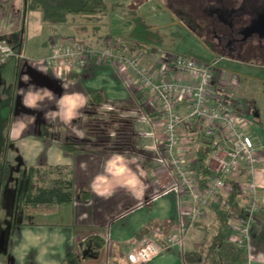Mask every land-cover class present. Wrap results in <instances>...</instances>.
<instances>
[{
	"label": "crops",
	"instance_id": "obj_1",
	"mask_svg": "<svg viewBox=\"0 0 264 264\" xmlns=\"http://www.w3.org/2000/svg\"><path fill=\"white\" fill-rule=\"evenodd\" d=\"M68 17L64 24L49 25L42 22L40 11L27 10V0H0V46L5 42L22 56L11 57L0 67L2 162L18 173L27 168L30 172L64 167L67 176L61 179L70 181L74 191L70 204L56 205L54 210L30 212L27 208L34 207L19 206L20 220H15L18 197L12 192L7 217L0 223V264H131L127 256L146 236H153L162 251L146 264H187L184 252L199 244L205 231L233 242L245 202L239 191L218 192L199 221L188 228L181 213L188 203L186 196L167 168L151 157L162 150L160 114L146 105L144 97L130 87L114 66L87 62L74 67L63 80L45 65L54 35L51 25L65 27ZM60 34L66 37L68 30ZM99 39H86L82 45L95 47ZM139 46L148 54L146 67H158L162 55L142 43ZM209 53L210 62L219 60L209 93L230 105L245 122L243 131L261 158L256 182L264 188V78H259L261 67L254 63L259 59ZM24 75L30 77L28 83L21 79ZM29 85L52 92L49 96L41 91L44 98L37 109L22 104L20 89L27 91ZM63 94L79 95L83 100V107L68 123L55 115ZM188 110L189 104L182 101L178 113L183 116ZM20 122L26 126L22 132L18 131ZM102 129L118 134L115 144L123 138L124 149L109 153L95 147L73 155L61 148L68 138L86 143L94 138L97 141L92 143L98 144ZM179 134V152L202 181L211 175L215 163L212 149L202 135L201 122L185 123ZM40 156H44V165L37 164ZM117 157L121 159L116 161ZM114 161L117 168H125L124 173L108 170ZM17 178L14 173L12 179ZM130 178L136 179V185L124 186ZM64 207L68 210L60 212ZM2 217L3 213L0 221ZM36 217H60L65 221L45 223ZM251 232L254 238L247 247V263L264 264V212L259 214ZM92 236L104 241L96 259L84 257V243ZM182 236L180 244H176L175 240Z\"/></svg>",
	"mask_w": 264,
	"mask_h": 264
},
{
	"label": "built area",
	"instance_id": "obj_2",
	"mask_svg": "<svg viewBox=\"0 0 264 264\" xmlns=\"http://www.w3.org/2000/svg\"><path fill=\"white\" fill-rule=\"evenodd\" d=\"M147 56L141 46L112 38L102 39L92 47L80 45L72 38L53 37L45 65L63 80L73 67L87 62L114 66L130 87L144 97L146 105L160 114L162 150L151 157L167 168L178 189L186 196L188 203L181 213L186 218L187 227L199 221L218 192L231 193L237 189L245 202L232 243L247 249L251 230L259 214L264 212V188L256 182L261 158L243 131L245 122L242 118L230 105L212 98L209 93L219 60L204 64L194 58L172 55L159 59L158 67L155 64L146 67ZM11 57L22 58L11 46L2 43L0 67ZM182 101L189 104V110L183 116L178 113ZM193 120L201 122L202 135L212 149L211 158L215 163L211 175L204 178L202 188L197 174L179 152L182 142L179 128ZM116 135V132H111L105 136L112 142ZM161 252L153 236H146L136 243L127 259L131 264H146Z\"/></svg>",
	"mask_w": 264,
	"mask_h": 264
},
{
	"label": "rangeland",
	"instance_id": "obj_3",
	"mask_svg": "<svg viewBox=\"0 0 264 264\" xmlns=\"http://www.w3.org/2000/svg\"><path fill=\"white\" fill-rule=\"evenodd\" d=\"M104 1L106 3L107 9L101 15H98L94 18H90L84 15H69V19L65 27H52L54 25H51V28H53L51 32H53L54 34L53 36H51V38L64 37V35L60 33L62 32V30H68V34H65L66 37L75 39L76 42L80 45L83 44L86 39L92 40L100 38L99 40H102L105 38H112L120 42L135 46H138L140 45V43H142L144 46L155 49V51L161 54V57L164 58H169L172 55H182L194 58L200 63L207 64L210 62V51L207 48V43L203 40L204 37H202L198 33L195 28L196 26H192L193 23H191L185 16V12H187L186 9L188 8H181L179 12H175L173 9V13H171V11L167 9V7L163 6L158 0ZM200 1L201 0H186V2L195 3L194 5H192L191 11H196L200 4ZM257 1L258 3L262 2L261 0ZM254 63L261 67V70L258 71L259 78H264V60L260 59L259 61H255ZM1 126L2 125L0 123V128ZM103 130L104 129H102V131ZM107 133L108 132L103 131V135L100 139L107 141L108 136H105L107 135ZM117 136L118 134L115 138H117ZM115 138L111 139V143L114 142L113 140H115ZM1 141L2 140L0 139V154H2ZM96 141L97 139L94 138L89 140L91 144ZM37 161V164L44 165V156H40ZM41 167L44 168L43 166ZM65 169L66 168L64 167L55 168L53 170V173H51V175L49 174V176L40 173V175L36 176L32 182L30 180V172H28V168L24 169V179L21 181L20 186L17 187V179L13 180L12 177H14V173L17 175H19V173L11 169L8 165L5 164V162H2V157L0 155V212L3 213V217L0 223L4 222L7 217L6 214L9 211V200L11 198L10 196L12 192H16L17 194L23 192L21 202H19L20 199L17 198V204L15 208V220H20V218L17 217V215L19 214L18 209L19 206L21 207V209L24 206V202L26 199L25 194L28 191L29 185L50 187L52 184L51 181L54 178L63 179L67 176V172L65 171ZM12 180L15 184H13V186L11 184ZM258 196H262L261 192H259ZM55 207L56 205H40L31 209L27 208V210H29L30 212H46L54 210ZM67 210L68 208L64 207L62 208V210H60V212ZM21 212L22 211H20V213ZM36 220L45 223H51L53 221H65V219H61L60 217H53L51 219H41L40 217H36ZM186 228L187 227L185 226L184 229ZM221 233H225L224 228L221 229ZM185 235L183 236L187 237ZM183 236L175 240L176 244L177 242L178 244H180V239H183ZM250 236V239L253 240L254 234L252 232L250 233ZM200 239L201 235L199 237V241ZM247 253L248 252L246 249V256Z\"/></svg>",
	"mask_w": 264,
	"mask_h": 264
},
{
	"label": "trees",
	"instance_id": "obj_4",
	"mask_svg": "<svg viewBox=\"0 0 264 264\" xmlns=\"http://www.w3.org/2000/svg\"><path fill=\"white\" fill-rule=\"evenodd\" d=\"M107 9L104 0H27V10L40 11L41 20L46 24L61 25L66 23L69 15H84L87 17H96L101 15ZM139 46V45H138ZM99 139L103 132H98ZM97 136V134H96ZM123 139V138H122ZM122 139L121 144H110L101 140L98 144L78 141L76 139H65L61 145L64 152L77 155L92 151L95 147L113 153L118 148L124 149ZM98 145V146H96ZM54 169H35L30 171V180L40 175V173L49 176ZM50 187H40L29 185L25 194L24 206L37 207L70 204L74 198L73 185L68 180L61 178L53 179ZM204 179L200 180V188L204 186ZM236 193V192H235ZM23 192L20 193L19 202H21ZM227 216L226 213H224ZM195 225V224H194ZM197 225V224H196ZM85 258L96 259L100 250L104 247V241L98 236L88 238L85 243ZM183 259L187 264H248L246 249L237 247L234 243L225 240L221 235L210 234L208 231L203 233L201 242L187 250L183 254Z\"/></svg>",
	"mask_w": 264,
	"mask_h": 264
},
{
	"label": "flooded vegetation",
	"instance_id": "obj_5",
	"mask_svg": "<svg viewBox=\"0 0 264 264\" xmlns=\"http://www.w3.org/2000/svg\"><path fill=\"white\" fill-rule=\"evenodd\" d=\"M158 1L175 12L188 8L184 15L204 37L210 52L264 60V33L260 34L264 30L253 27L257 18L264 15V0L260 3L257 0H201L196 11H191L194 2ZM107 142L111 143L109 139ZM24 173L19 171L18 183L24 179Z\"/></svg>",
	"mask_w": 264,
	"mask_h": 264
},
{
	"label": "clouds",
	"instance_id": "obj_6",
	"mask_svg": "<svg viewBox=\"0 0 264 264\" xmlns=\"http://www.w3.org/2000/svg\"><path fill=\"white\" fill-rule=\"evenodd\" d=\"M38 70L44 72L43 69H38ZM21 79L25 83H28L30 77L28 75H24L21 77ZM41 91L46 92L49 96L52 95V92H50L48 89L46 88L37 89L35 85H29L27 91H25L24 89H20L21 95L23 96L22 104L24 105V107L29 109H37L38 102L44 98L40 94ZM81 107H83V100L79 95L63 94L58 101L59 111L55 113V115H59L61 120H63L65 123H68L75 118L77 114V110ZM45 119L46 120L48 119L47 113H45ZM25 127L26 126L23 124V122H20L18 131L22 132ZM120 159L121 157H117L116 161H119ZM113 169H115L117 174H122L125 172L124 167H119V168L116 167L115 161L110 163L108 170L112 171ZM136 183L137 181L135 178H130L125 182L124 186L134 187Z\"/></svg>",
	"mask_w": 264,
	"mask_h": 264
},
{
	"label": "water",
	"instance_id": "obj_7",
	"mask_svg": "<svg viewBox=\"0 0 264 264\" xmlns=\"http://www.w3.org/2000/svg\"><path fill=\"white\" fill-rule=\"evenodd\" d=\"M253 25H254L253 27L255 29L258 28V29L264 30V15L258 17L257 20L254 22ZM262 33H264V31L263 32H260V34H262Z\"/></svg>",
	"mask_w": 264,
	"mask_h": 264
}]
</instances>
